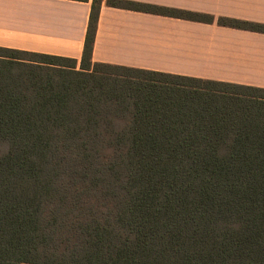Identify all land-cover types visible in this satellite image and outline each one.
Listing matches in <instances>:
<instances>
[{
  "label": "trees",
  "instance_id": "1",
  "mask_svg": "<svg viewBox=\"0 0 264 264\" xmlns=\"http://www.w3.org/2000/svg\"><path fill=\"white\" fill-rule=\"evenodd\" d=\"M101 2L80 64L0 46V264H264V88L92 62Z\"/></svg>",
  "mask_w": 264,
  "mask_h": 264
},
{
  "label": "crops",
  "instance_id": "2",
  "mask_svg": "<svg viewBox=\"0 0 264 264\" xmlns=\"http://www.w3.org/2000/svg\"><path fill=\"white\" fill-rule=\"evenodd\" d=\"M93 0H0V46L82 59ZM264 23V0H133ZM92 62L264 88V33L109 6Z\"/></svg>",
  "mask_w": 264,
  "mask_h": 264
}]
</instances>
